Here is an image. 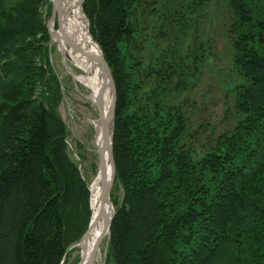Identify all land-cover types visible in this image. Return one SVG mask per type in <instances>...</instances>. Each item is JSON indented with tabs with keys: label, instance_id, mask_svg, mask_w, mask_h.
Masks as SVG:
<instances>
[{
	"label": "trees",
	"instance_id": "16d2710c",
	"mask_svg": "<svg viewBox=\"0 0 264 264\" xmlns=\"http://www.w3.org/2000/svg\"><path fill=\"white\" fill-rule=\"evenodd\" d=\"M142 1L82 3L116 94L104 264H264V0H225L237 119L203 141L140 62ZM45 2L0 0V264H61L89 224Z\"/></svg>",
	"mask_w": 264,
	"mask_h": 264
},
{
	"label": "rangeland",
	"instance_id": "374dc122",
	"mask_svg": "<svg viewBox=\"0 0 264 264\" xmlns=\"http://www.w3.org/2000/svg\"><path fill=\"white\" fill-rule=\"evenodd\" d=\"M43 1L52 8V0ZM82 3L78 0L81 8ZM138 6L137 13L143 14L145 22L140 28V62L151 72V79L162 78L160 85L168 90V102L181 106L187 129L201 128L196 140L227 132L237 119L234 100L242 79L232 63L231 19L225 0H143ZM82 15L85 18L83 11ZM50 18L51 14L46 19L48 60L59 80L58 113L67 127V153L79 169L82 166L80 172L88 184L98 170L97 156L88 152L93 147L97 113L85 99V88L75 84L62 65L51 37ZM150 81L146 91L153 87ZM79 241L66 251L63 264L77 263ZM99 246L96 264H104L105 237Z\"/></svg>",
	"mask_w": 264,
	"mask_h": 264
},
{
	"label": "bare ground",
	"instance_id": "6f19581e",
	"mask_svg": "<svg viewBox=\"0 0 264 264\" xmlns=\"http://www.w3.org/2000/svg\"><path fill=\"white\" fill-rule=\"evenodd\" d=\"M52 3L57 5L59 10L49 28L52 40L59 50L62 65L71 75L74 83L85 88V99L97 113V118L93 123V147H90L88 152L98 158V153L105 140L101 122L108 125L107 142H110L112 86L110 80L104 78V66L99 60L101 51L88 33L87 23L80 10L78 0H60V2L52 0ZM57 21L59 28H57ZM67 40L75 49L67 45ZM74 69L80 73H75ZM102 89L104 90L103 94ZM98 105H100L99 112L97 111ZM104 167L106 184L109 188L113 173L109 147L104 155ZM81 174L83 176V173ZM100 180L97 170L91 182L87 184L89 224L86 236L76 244L79 249V259L76 264H96L99 259L100 246L96 249L95 246L98 238L104 232L105 224L109 222L111 206H113L110 198L101 200Z\"/></svg>",
	"mask_w": 264,
	"mask_h": 264
},
{
	"label": "water",
	"instance_id": "95a60500",
	"mask_svg": "<svg viewBox=\"0 0 264 264\" xmlns=\"http://www.w3.org/2000/svg\"><path fill=\"white\" fill-rule=\"evenodd\" d=\"M58 2H60V0H58ZM79 6H80V10H81L82 9L81 5H79ZM58 10H59L58 6L57 5H53V3H52L51 13H50L51 14V18L49 20V26H50L51 21L58 14ZM81 12H82V10H81ZM86 23H87V26H88V21L87 20H86ZM57 28H59V22L58 21H57ZM67 45H69L70 47L74 48L73 45L68 40H67ZM99 60L104 66V70H105L104 78H105V80L109 79L110 83H111V86H112V108H111V116H110V121H111L110 142L109 143L107 142V140H108V125L106 123H104V122H101L105 140H104V143L102 145V148L100 149V151L98 153V173H99V177L101 179L100 180L101 181L100 198L103 201L104 199H106V198L108 199L109 198L110 189H111L112 182H113V179H114V163H113V158H112V145H111L112 141H111V138H112V121H113V116H114L116 94H115V88H114V84H113V80H112L110 69H109L106 61L104 60L101 52H100ZM103 91L104 90L102 89V94H103ZM101 97H102V95L100 96V99H101ZM97 107H98L97 111L99 112L100 111V105H98ZM108 147H109V150H110L111 163H112V172H113L109 188H108V186L106 184L105 167H104V155H105L106 149ZM113 213H114L113 206H111V215H110V218H109V222L107 224H105L104 232L98 238L96 246H95V249L99 246V244L101 243V241H102V239L104 237H106V246H107V244L109 242V232H110V226H111V222H112V218H113ZM86 233H87V230L82 235L81 239L86 236Z\"/></svg>",
	"mask_w": 264,
	"mask_h": 264
}]
</instances>
